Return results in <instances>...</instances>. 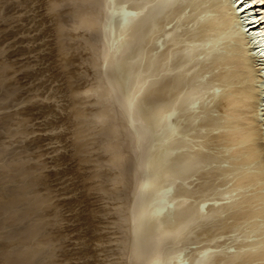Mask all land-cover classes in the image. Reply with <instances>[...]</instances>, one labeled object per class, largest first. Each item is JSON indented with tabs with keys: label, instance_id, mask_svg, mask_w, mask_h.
<instances>
[{
	"label": "bare ground",
	"instance_id": "obj_1",
	"mask_svg": "<svg viewBox=\"0 0 264 264\" xmlns=\"http://www.w3.org/2000/svg\"><path fill=\"white\" fill-rule=\"evenodd\" d=\"M32 1L11 0L9 9L16 15L12 16L10 25L15 35L25 20L30 23L34 18L30 12L24 19L21 15L27 13ZM61 1L66 3V0ZM68 1L73 6L86 3L73 14L76 20L71 25L77 26L75 29L82 28L81 34L87 42L101 48L96 52L100 58H97L98 64L93 59L92 62L99 68L102 83L94 86L96 83L93 81L91 85L90 81L88 88L92 93L89 97L95 100L96 95L99 101L101 99V110L109 114L105 124L111 136L116 137L111 142L109 157L118 169L113 175L115 182L123 185L121 192L115 191L113 195L126 197L123 202L120 200L119 207L125 213L122 219L119 217L126 229V233L121 232L125 235L122 242L120 240L123 244L116 246L121 259L125 264H264V0ZM53 2L56 7V1ZM64 4L62 6H66ZM63 20L61 22L67 24ZM53 91L55 94L54 88ZM67 91L72 94L74 90ZM76 95L82 100L85 97ZM65 96L61 98L70 99ZM77 105L74 106L79 114L83 109H78ZM75 111L73 116L77 117ZM74 137L77 142L73 144L80 145L76 135ZM91 138L93 141L94 137ZM84 146L81 144L80 148ZM79 152L80 157L83 151ZM124 160L128 163L124 164ZM93 175L91 173L90 177ZM94 230L92 234L96 236ZM102 245L99 246L102 248ZM111 253L109 250L108 255ZM82 257L81 262L89 258L87 253Z\"/></svg>",
	"mask_w": 264,
	"mask_h": 264
},
{
	"label": "rangeland",
	"instance_id": "obj_2",
	"mask_svg": "<svg viewBox=\"0 0 264 264\" xmlns=\"http://www.w3.org/2000/svg\"><path fill=\"white\" fill-rule=\"evenodd\" d=\"M35 1H32L30 9L27 11V13L24 12L25 14H21L23 18L26 15H29L28 13L30 12V14L34 16V18L32 17V21L30 23L33 22L34 24H30L29 22H27L28 20H25L27 24V26H25L26 24L23 20L24 25L21 27V30L18 33L16 32L15 35V32H13L11 28L12 21H10L16 15L11 9H9L11 0H0V22L2 21L4 23H0V264H112V262L116 264V261L118 262L117 264H119V262L121 263V261L124 262L123 264H125V261H123L124 259H121V255L117 253L118 247L116 246H120L121 244H123L121 243V239H124V237L122 236L124 235V233H126V229L123 228L124 222L122 223L121 220L122 217L125 216V213L124 211H122L123 209H119L121 204L120 200H122L123 202L124 198L126 199V197L123 198L124 195H113L115 191L121 192L123 185L116 184L114 179L116 178V176L113 175L117 173L118 169L115 167V165L111 161V158L109 157V148H111L110 145L112 144L111 142L114 141L113 137H116L114 135L111 136L112 133L108 129V124H105V121L106 119H108L109 114L107 115L106 112L101 110L103 109V103L100 102L101 99L99 98V101L96 95H94L95 100H93V96L89 97L90 95H92V93H90L91 91L89 92V90L91 89L88 88L89 84L91 83L90 81H92L91 85H93L94 82L96 83L94 84V86L101 85L102 83V77H99V68L92 62L93 59V61L95 60V62L98 64V60L100 58L98 56L99 54L97 55L96 52L97 49L98 51H100L101 48H96V46H94L91 42H87L86 37L82 36L83 34H81L82 28L80 29L78 27V29L76 28V30L75 27L77 26H72L75 24L76 19L74 15L76 13V10L79 11L81 9L80 7L85 6L86 3L73 6L71 5V2L66 0V6H62L64 4V1L61 0H48L49 2L47 0H43L44 3L42 2V0ZM53 1H56V7L53 6L55 4V2ZM35 5L37 8H35ZM42 5H45V8ZM32 6L33 9L35 8L34 10L31 8ZM52 6L53 8H51ZM48 7L49 9H47ZM56 11H58L57 13H60L61 15H58ZM68 12L69 14H71L69 15ZM4 14L6 17L4 16ZM7 14H10L9 18H7ZM46 16L47 20H45ZM60 18L62 19L59 20ZM3 19L4 21H6V24ZM48 19L51 20L49 21ZM62 20L67 21L68 25L65 24L66 22H63L65 25L64 26L61 22ZM53 25L54 27L57 25V28L59 27L60 29H56V27L54 28ZM65 28L68 29L65 30ZM32 29L33 31H35L33 32ZM63 31L65 32V34ZM20 33H22L24 37ZM37 35L39 37H36ZM68 36H71V39ZM25 37L28 39H25ZM16 38H18V40ZM76 38L78 39L77 43ZM23 40H27L28 42L26 41L25 44ZM70 40L73 42L72 44ZM79 41L83 42L80 43ZM56 43L58 45H56ZM87 43L89 45H87ZM68 45H70V47ZM18 46H20V48H18ZM31 71L34 73H32ZM92 74H96L94 75L95 78L94 76L93 78L91 77ZM69 80L71 81L70 85L68 84L70 83ZM95 80H98L99 82ZM71 87H73L72 89L74 91L78 90L74 94L76 97L73 96L74 91L72 92V89H70ZM53 88L56 91L55 94L59 93V96H56L57 99L53 97L55 95ZM85 88L88 90H86ZM67 90L72 92V94L68 93ZM85 90L90 94H87ZM62 92L63 94H60ZM64 92H66L67 94H65ZM77 93H79L81 97L85 96L84 99L86 98V100L84 101V99L82 100L80 96L78 97V95H76ZM50 94H53L51 95L52 98L50 97ZM65 95H67V97H69L70 99H65ZM61 96L65 98H61ZM78 100H81V102ZM70 101L72 102V104H69ZM75 101H77V103ZM74 105H77L78 109L82 107L83 110L80 109V112L83 111L82 113H86L85 115L83 114L85 117H83L80 112L78 114L79 110L77 111ZM50 106L52 109L50 108ZM57 106L58 109L55 108ZM71 106H73L74 108ZM46 107L47 112H45L46 110H44ZM40 110H44V112H41ZM56 110H59V113ZM71 110L73 114L71 113ZM73 110H76L77 114L79 116H82L81 120L79 119L80 117H78V115H75L78 118L73 116L75 114ZM48 112L57 114H49ZM49 115H51V117L55 119L51 118ZM49 124H51V128H49ZM75 135L78 141L81 142L80 145L85 144V151L83 147L80 148L79 143L73 144V141L77 142L76 138L74 137ZM90 136H92V138L94 137V140ZM109 137H112V139ZM90 138L93 141H90ZM73 146L75 147V151ZM78 147L80 150H77ZM76 150L77 153L78 151H80L79 153H82L83 151V153L85 154L82 153V156L79 157L76 153ZM86 152H88V154H86ZM87 155L88 157L90 155L91 158L89 157L88 159ZM55 156L57 159L55 158ZM83 160L87 161L84 162ZM93 163L95 164V166H93ZM123 163L125 164L126 160H124ZM37 166L40 168H38ZM108 172L110 175L108 174ZM91 173L95 174L96 176L98 175L100 178H95V175H93L92 177L94 179L92 180V177H90ZM111 181H113V183ZM99 183L103 186H98ZM105 185L107 188L105 187ZM101 187L107 190H104V192H102L103 189L101 190ZM12 192H14V194ZM115 206H117L118 208ZM106 207L108 208L109 212H105ZM102 209L104 210L102 211ZM95 210H98L97 213H95ZM107 212L108 214H106ZM119 216H122L121 219ZM62 217L64 219H62ZM24 218L25 220L23 221ZM65 219H67L68 221ZM75 219H78V221H76ZM114 219L116 220V222L120 223L114 222ZM118 219L121 221H118ZM110 220L113 222L110 223ZM34 223L37 225H35ZM18 224H20V226H18ZM118 224H122L121 229H119L120 226ZM98 225H100V227H97ZM75 229L78 231H76ZM123 229H125V231H123ZM93 230L96 231L97 237L94 235V232L92 234ZM98 232L100 233V236L99 234L97 235ZM121 232L124 233L122 234ZM92 235H94L95 237ZM118 236H121L122 238H119ZM81 237L82 240L84 239L83 241H85L86 244L82 242ZM35 239H37V241H35ZM86 239L89 241H87ZM95 239H97V241H95L96 244L94 243ZM89 243L91 244L89 245ZM100 243H103V245ZM92 244L96 246H93ZM113 244H115L114 247ZM97 245H102L103 247L101 248ZM104 248L108 251H105ZM80 249L83 251H81ZM99 249H101V251ZM103 249L105 252H107V254H104V251H102ZM109 250L114 254L111 253V256L108 255ZM98 251H100L101 254H97L100 253ZM81 253L83 254V257L86 256L87 253V256H89V258L86 257L88 258L87 260L84 257L85 259L83 260V262L87 260L89 263L81 262ZM90 254H94L93 257ZM98 255L100 257H97ZM102 255L103 258L101 257ZM107 256H109V258H107ZM94 258H96V261L93 260ZM105 258L106 261H112L114 260L113 258H115L116 260L108 263L109 261H104ZM99 259H102L104 263H102V261L99 262Z\"/></svg>",
	"mask_w": 264,
	"mask_h": 264
}]
</instances>
